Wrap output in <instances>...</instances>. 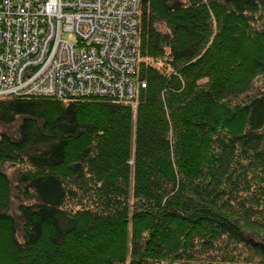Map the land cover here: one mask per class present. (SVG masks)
Returning <instances> with one entry per match:
<instances>
[{
  "label": "trees",
  "instance_id": "16d2710c",
  "mask_svg": "<svg viewBox=\"0 0 264 264\" xmlns=\"http://www.w3.org/2000/svg\"><path fill=\"white\" fill-rule=\"evenodd\" d=\"M136 59L0 97V264H264V0H139Z\"/></svg>",
  "mask_w": 264,
  "mask_h": 264
},
{
  "label": "built area",
  "instance_id": "2783aa9c",
  "mask_svg": "<svg viewBox=\"0 0 264 264\" xmlns=\"http://www.w3.org/2000/svg\"><path fill=\"white\" fill-rule=\"evenodd\" d=\"M138 15L139 0H0V97L129 100Z\"/></svg>",
  "mask_w": 264,
  "mask_h": 264
},
{
  "label": "bare ground",
  "instance_id": "6f19581e",
  "mask_svg": "<svg viewBox=\"0 0 264 264\" xmlns=\"http://www.w3.org/2000/svg\"><path fill=\"white\" fill-rule=\"evenodd\" d=\"M46 84H49V83H46ZM57 94L58 95H55V97L42 95L41 93H33V94H29V95H19L16 97H23V98L30 97V98H34V99L54 98L55 100H60L62 102H68V101H72V100H76V99L80 98L79 96L69 95L66 93H62L61 91H58ZM221 264H224V263H221Z\"/></svg>",
  "mask_w": 264,
  "mask_h": 264
},
{
  "label": "rangeland",
  "instance_id": "374dc122",
  "mask_svg": "<svg viewBox=\"0 0 264 264\" xmlns=\"http://www.w3.org/2000/svg\"><path fill=\"white\" fill-rule=\"evenodd\" d=\"M66 37L69 38V39H71V36L70 35H66ZM5 130H6V128L0 125V133L1 132H4ZM239 264H245V263H239Z\"/></svg>",
  "mask_w": 264,
  "mask_h": 264
}]
</instances>
